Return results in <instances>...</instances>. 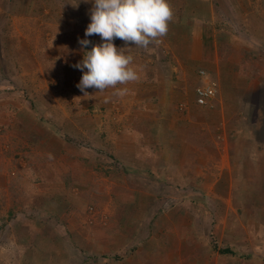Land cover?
I'll return each instance as SVG.
<instances>
[{
	"label": "rangeland",
	"instance_id": "374dc122",
	"mask_svg": "<svg viewBox=\"0 0 264 264\" xmlns=\"http://www.w3.org/2000/svg\"><path fill=\"white\" fill-rule=\"evenodd\" d=\"M201 1L196 0V3ZM225 1L237 7L235 1L248 4L253 0ZM191 2L169 0L174 22L180 16L179 11L188 8L184 5ZM215 2L217 0H209L206 5L211 8ZM260 2L264 4V0ZM91 7L92 4L86 0H0V264H111L104 261L108 258L101 253L104 251L102 244L94 242L96 228H93L94 233H90L89 243L84 242V237H78L81 243L77 240L70 242L68 235L62 232L63 228L58 230L50 215L59 216L63 212L55 200L58 197L53 196L55 203L54 200H46L52 196L45 191L61 193L60 183L71 179L70 183H75L72 191L77 192L69 194V198L66 193L65 199L77 203L87 210V214L92 215L94 207L104 213L103 207L108 205L107 200L99 205L98 200H90L96 199L93 196L86 200L80 199L79 192L90 185L91 176H86L83 172L86 168L79 166L76 159L98 161L99 172L106 176L117 170L125 171L126 168L117 161L118 154L113 147H116V143L124 144L121 156L129 155L127 145L130 140L133 141V137L124 141L128 135H121L134 132L135 126L138 127L137 117L144 118L140 130L143 137L136 131L141 136L139 144L145 143L147 149L152 148L148 153V162H160L161 156H156L160 148L167 150L168 145L173 148L170 149L172 163L168 168L166 186L146 179V174H136L133 176L137 185L136 194L165 197L164 212L187 210L219 214L222 220L216 222L229 225L223 229L224 232L220 231L224 240L239 237L240 234L234 231L236 222H245L251 229L256 228L253 234L263 238L264 233L259 231L264 226V220L255 217L258 213H264V203L259 202L263 201L264 189L249 188L246 179H237L238 176H249L248 180L259 181L260 172L255 170L244 174L238 170L231 171L221 155L212 156L222 150L217 140L193 139L194 134L197 138L200 136L199 125L202 124L198 120L207 113L206 109L195 104V90L200 85L198 77L202 71L212 74L209 67H213L199 60L200 51L193 50V45L189 47V59L178 56L182 43H178L177 31L169 23L167 35L160 38L158 44L151 45V51L128 45L133 47L126 51L133 56L132 66L139 78L117 86L127 88L124 96L114 95L115 90L112 88L104 92L89 88L86 90L88 95L84 96L76 87L83 73L73 65L83 58L78 40L85 38ZM207 16L208 13L202 18L203 22L207 21ZM201 32L204 33L205 28L197 30L196 34ZM69 33L75 34L70 37ZM88 39L93 43L100 42L97 35ZM114 43L118 48L126 47L120 39H115ZM256 95L259 94L256 92L255 98ZM251 101L252 96L242 99V104L237 108L241 115L246 116L245 104ZM32 105H35L34 109H44L43 120L48 128L54 122L56 135L52 140L45 133V138L32 141L31 137L35 138V135L31 132L34 124L31 119L36 117L31 112ZM261 106L264 107V103ZM20 109L25 113V124L14 117V111ZM194 142L204 148L201 159L205 165L200 167L206 170H200V167L191 170ZM59 151H66L65 156H58ZM27 154L30 158L28 163ZM195 156L198 159V154ZM211 156L220 158L218 164L214 163L215 171H210L209 164L213 162ZM177 157L188 164L184 166L181 162L176 163ZM99 163H105L106 170ZM70 170L78 174L75 181H72ZM86 171L90 173L89 169ZM38 187L39 198L45 194L43 198L36 200L27 197L35 193ZM106 194L98 192L96 195ZM33 205L45 206L48 213L41 211L38 216L30 208ZM245 212L250 216H245ZM231 213L249 219H232ZM230 216V220L226 219ZM92 221L94 218L87 217L90 228L100 223L99 219ZM32 228L44 229L45 234L34 233L36 230ZM213 242L219 246L215 238ZM157 254H160L158 258L163 263V252ZM169 261L167 258L165 264H169Z\"/></svg>",
	"mask_w": 264,
	"mask_h": 264
},
{
	"label": "crops",
	"instance_id": "0c3cea01",
	"mask_svg": "<svg viewBox=\"0 0 264 264\" xmlns=\"http://www.w3.org/2000/svg\"><path fill=\"white\" fill-rule=\"evenodd\" d=\"M207 1L209 0H202L197 4L196 0H192L189 5H184L185 8H188L179 11L180 16L176 22L173 21L175 18L169 22L170 27L177 31L178 43H182V47L178 49V56L189 59V47L193 45V50L200 51L199 60H203L204 64L213 67L207 66L212 70V74L202 71L205 75H199L198 84H201L202 81L205 83L211 81L216 82L218 86V98L210 109H206V116L204 115L200 118L201 120H198L202 124V126L199 125L200 136L197 138L194 134L193 139L217 140L219 145H222V150L219 151V154H212V156L219 157L221 155L224 158V164H229L228 169L231 171L238 170L237 172L244 174L255 170V172H260L259 181H250L247 179L250 178L249 176L247 178L238 176L237 179L238 181L246 179V185L249 188L264 189V119H262L264 118L262 114L264 107L261 106L264 103V4L260 0H253L248 4L235 1L234 4L237 7H233L224 3L225 0H217L212 5L213 8L212 6L208 8ZM212 10L214 14H212ZM207 13V21L203 22L202 18ZM204 28V33L196 34L197 30ZM205 49L208 51L205 52ZM211 75L213 76L211 77ZM255 91L259 94L256 95V98L254 97ZM249 96H252L253 101H251L252 103L246 102V116L243 114L242 116L237 108L242 104V99ZM13 114L15 118L22 121V124L27 122L22 109L18 112L14 111ZM31 120L36 124H33L31 129L35 135V138L31 137L32 141L45 138V133L48 134L49 140L54 138L56 135L54 122L48 128L44 120L35 116ZM142 120L144 118L137 117L138 127L135 126L134 132H126L121 135V137L128 135L123 139L124 141L133 137V141L130 140L127 145L129 155L121 156L124 144L116 143V147H113L119 155L116 158V153L113 151V156L115 155L117 161L126 168L125 171L117 170L114 171L116 173H108L106 176L99 172L98 161L76 159L79 166L90 170V173L83 170L86 176L88 178L91 176L89 178L90 185L85 186V189L79 192L80 199L86 200L93 196L96 199L90 200H98L99 205L104 202L103 200H107L108 205L103 207L104 213H100L94 207L95 211L91 212L92 215L87 214V210L81 208L77 203L65 199L66 193L69 198V194L77 192V190L72 191L75 183L71 184V179L60 183L61 193L45 191L52 196L47 197L46 200H54L53 196L58 197L55 200L63 214L50 215L51 219L55 221L56 227L58 226V230L62 227V232L68 235L70 242L79 241L78 237H84V242L89 243L90 233H94L93 228H96L97 236L93 239H95L94 242L98 241L99 245L102 244L104 251L101 253L104 256L120 257L118 260L110 258L104 260L111 264H165L167 258L170 260L169 264L173 262V264H264V237L261 238L262 236L253 234L256 228L251 229L245 222H236L234 231L235 234H240L239 237L235 236L230 241L224 240L220 231L224 232L223 229L229 225L216 222L222 220V216L218 217L219 214H204L187 210L164 212L165 197L136 194L137 185L134 183V175L146 174V179L158 181L160 186H166L169 176L168 168L172 163L170 149L173 147L169 145L167 150L160 148V151L156 152V156L159 158L161 156L159 163L148 162V153L152 148L147 149L145 143L139 144L141 142L140 134L143 137L140 131L143 125ZM46 129L47 131H45ZM136 131L140 134L137 135ZM7 132H9L8 128ZM133 149L136 150L132 151ZM203 151L204 148L200 147V143L199 145L197 142L193 143L194 162H192L191 170L195 171L197 167L205 165V161L201 159ZM65 153L66 151H59L57 155L64 157ZM196 154H198V159ZM3 156H5L4 153ZM79 156L81 157V155ZM212 156L210 160L213 162L209 166L210 171H215L214 166L220 162V158L216 159ZM75 157L78 158V155ZM29 159V154H27L26 163L29 162ZM175 162L183 163L178 157ZM183 164L185 166L188 162L185 161ZM99 165L106 170L105 163H99ZM201 168L206 170L204 167L199 169L201 170ZM128 170L130 172L125 174L124 172H128ZM71 172L72 181H75L78 174L76 175L73 170H70ZM178 181L177 178V186ZM38 190H40L39 187L35 193H31L27 197H34L36 200L43 198L45 194L39 198L40 191ZM98 192L107 194L106 196H97ZM262 199L263 201L259 202L264 203V198ZM30 208L36 211L38 216L41 211L48 213L45 206L33 205ZM231 214L234 218L230 216L226 219L232 218L240 221L249 219L240 217L236 213ZM244 214L247 217L250 216L249 213L245 212ZM87 217L94 218V221L99 219L100 223L97 222V225L90 228L87 225ZM253 218L250 217V219ZM255 219L264 220V213H258ZM77 220L79 222L75 223ZM32 230H36L34 233L45 234L44 229L32 228ZM259 232L264 233V226ZM214 238L219 243L218 247L213 242ZM224 249H230L232 253H220ZM162 252L164 254L163 263L158 258L161 257L160 254H157ZM156 254L158 260L155 259ZM167 255L169 256L166 258Z\"/></svg>",
	"mask_w": 264,
	"mask_h": 264
},
{
	"label": "clouds",
	"instance_id": "9594fccd",
	"mask_svg": "<svg viewBox=\"0 0 264 264\" xmlns=\"http://www.w3.org/2000/svg\"><path fill=\"white\" fill-rule=\"evenodd\" d=\"M92 7L89 10L90 23L84 32V39H79L83 58L73 65L83 74L76 87L88 95L87 89L104 92L114 89V95L124 96L127 88L117 87L136 81L137 70L133 65V56L127 54L128 45L151 51V45L158 44L160 38L168 33L169 22L173 19V10L169 0H86ZM78 6V5H77ZM97 35L99 43H93L88 37ZM120 39L126 47L118 48L114 43ZM90 48V50H88ZM204 76L205 73L201 72ZM211 82V81H210ZM217 85L216 82H213ZM205 85L201 82L200 86ZM197 87V88H199ZM218 89V86H217ZM195 104L210 109L218 98L209 106ZM94 222V221H92ZM94 226V225H93ZM106 258H110L105 256ZM112 256L110 259H114Z\"/></svg>",
	"mask_w": 264,
	"mask_h": 264
},
{
	"label": "built area",
	"instance_id": "2783aa9c",
	"mask_svg": "<svg viewBox=\"0 0 264 264\" xmlns=\"http://www.w3.org/2000/svg\"><path fill=\"white\" fill-rule=\"evenodd\" d=\"M217 85L207 81L205 85L196 89L197 103L200 106H209L217 96Z\"/></svg>",
	"mask_w": 264,
	"mask_h": 264
},
{
	"label": "trees",
	"instance_id": "16d2710c",
	"mask_svg": "<svg viewBox=\"0 0 264 264\" xmlns=\"http://www.w3.org/2000/svg\"><path fill=\"white\" fill-rule=\"evenodd\" d=\"M74 34L75 33H69L68 34V36H70V37H72V36H74ZM34 107H35V105H32V107H31V112H33L35 115H36V117H38L40 120H42L43 121V115H42V109H39L38 108V110L35 108L34 109ZM34 109V110H33ZM33 110V111H32ZM44 110V109H43ZM39 111V112H38ZM126 173L128 174V172L126 171ZM220 253H222V254H231L232 252L230 251V249H224V250H221L220 251ZM114 259L115 260H118V259H120V257L119 256H115L114 257Z\"/></svg>",
	"mask_w": 264,
	"mask_h": 264
}]
</instances>
